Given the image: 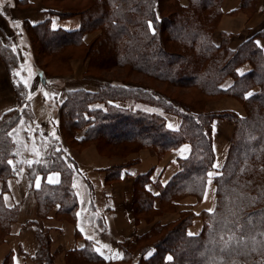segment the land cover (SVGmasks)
<instances>
[{"label":"trees","instance_id":"trees-1","mask_svg":"<svg viewBox=\"0 0 264 264\" xmlns=\"http://www.w3.org/2000/svg\"><path fill=\"white\" fill-rule=\"evenodd\" d=\"M221 1L186 0V5L181 6L178 0H89L81 12L66 7L49 11L59 20L78 17L76 29H53L50 19L34 25L25 23L30 52L37 43L34 35L42 47L48 39L54 40L45 49L55 59L65 60L67 47H84L96 66L127 68L158 82L193 87L212 98L229 96L239 100L246 113L241 117L230 111L205 113L142 86L106 82L97 91H66L58 107L56 137L44 142L40 162L25 167L29 184L37 175H59L57 184L42 182L33 190L39 220L47 219L55 208L56 220L72 223L75 219L77 200L71 187L74 164L62 149L67 135L76 143L103 139L109 145H132L129 150L133 151L148 148L158 157L183 144L189 146V155L176 160L177 172L166 184L152 183L151 171L136 177L132 199L135 221L144 216L142 219L152 222L157 213L155 201L165 212H175L179 202L188 197L200 201L209 182L215 197L214 211L198 214L203 226L196 236L187 234L195 213L184 210L176 221L153 223L146 234L133 238L134 244L131 240L122 241L123 258L119 262H105L95 252L93 243L87 241L82 249L67 254V264H131L134 247L140 241L146 244L139 248L137 264H264V55L254 38L236 50L228 48L229 38L225 35L220 36L219 45L213 44L211 32L221 16ZM256 1L242 0L241 11L252 14ZM20 3L27 5L26 0ZM98 30L101 36L84 45V35ZM257 37L264 39V31ZM0 60L7 66L8 74L18 65L9 40L1 35ZM244 63L251 70L237 77L235 70ZM37 71L43 86L56 77L49 76L42 67H37ZM226 77H232L234 83L229 91H222L219 84ZM11 82L18 106L0 118V244L16 218V209L7 208L3 201L7 180L20 170L19 164L17 169L13 167L10 130L21 119L31 121L32 117L28 91ZM255 87L258 91L248 95ZM119 102L126 106H117ZM137 105H148L154 111ZM168 115L180 118L176 131L167 128ZM220 119L231 122L234 129L222 167L209 176L215 170L212 125ZM81 130L83 138L77 140L74 132ZM125 168L118 165L109 169L105 181L119 180ZM35 239L37 251L33 259L40 264H53L55 256L48 249L47 232L36 227ZM148 251L152 254L145 260L142 257ZM5 264L12 263L7 259Z\"/></svg>","mask_w":264,"mask_h":264},{"label":"crops","instance_id":"crops-1","mask_svg":"<svg viewBox=\"0 0 264 264\" xmlns=\"http://www.w3.org/2000/svg\"><path fill=\"white\" fill-rule=\"evenodd\" d=\"M13 1L22 4L20 2L24 0ZM9 2L10 0H0V8L6 4L3 9L4 13L0 11V14L4 15H1L0 23L10 25L18 39L21 36L25 37L24 34H21V29L15 30L24 21L22 19L32 25L50 19L53 29L67 31L76 29L79 25V19L77 18L59 20L56 16H50L49 11L55 9L45 7L41 0H26L28 5L22 9L9 6ZM178 2L182 5L186 4V0H178ZM241 2L242 0L221 1V16L213 33L212 42L219 45L220 36L225 35L229 38L228 48L236 50L243 43L254 38V43L264 55V39L257 37L259 33L264 31V0L256 1L252 14L241 11ZM19 9L22 11H19ZM20 13H24V15L17 17ZM0 30H5V27L1 24ZM5 37H8V35L5 34ZM24 37L23 39H25ZM250 70L249 64L244 63L236 68L235 74L237 77H243ZM35 79L37 84L32 90L31 86H27L29 109L34 123L40 127L38 131L42 136L48 137L55 134L57 118L55 112H50L47 109L41 98L39 93V91L41 92L39 90L40 76L35 74ZM233 83L234 79L232 77H226L219 84V88L222 91H229ZM256 91H258L257 87L250 90L249 93L253 94ZM4 93L6 101H0V118L4 113L17 107V104H14L11 99V92L3 88L1 94ZM8 99L9 101H7ZM207 109L211 111H230L240 117L244 115L243 109L234 100L227 98L207 105ZM166 124L167 128L172 131H176L180 126L178 119L173 117H167ZM230 136L231 128L227 122L221 120L213 122L212 146L215 156V170H219L223 165ZM62 149L64 155L67 152L68 156L66 157L74 164L71 175V187L77 200L74 221L69 223L56 220L54 217L56 208L49 213L47 219H38L37 203L33 190L39 188L42 182L57 184L59 182L58 173L52 172L44 176L37 175L32 184L28 185L19 183L17 173L15 177L7 180V191L3 193L5 206L9 209H16V218L10 224L4 242L0 244V264H5L7 259L12 264H40L33 259L37 251L36 227L39 230L46 231L49 235L50 253L55 256L54 264H65L67 254L82 249L87 241L93 243L95 252L105 262L121 261L123 254L120 243L130 239L133 234L141 236L150 228V224L148 225L145 222L136 224L134 221L132 214L133 179L152 170L151 182L158 181L160 184H166L177 172L176 160L186 158L190 151L189 146L183 144L168 152L160 162L149 153L144 154L140 156L142 160L139 164L123 169L118 182L107 186L105 185L106 174L102 171L114 164L121 165L124 161L100 159L90 150L78 154L65 145H62ZM131 156L133 158L137 157V155ZM149 188L154 192L151 186ZM212 188L211 184L207 183L201 202L195 206V212L211 210L214 203ZM153 206L157 207L156 201ZM157 221L159 220L156 218L153 223ZM34 222L37 223L36 226H33ZM199 232L200 222L195 219L188 228L187 234L196 236ZM151 254L152 251H148L142 258L146 260ZM139 259L140 256L135 254L131 264H137Z\"/></svg>","mask_w":264,"mask_h":264},{"label":"rangeland","instance_id":"rangeland-1","mask_svg":"<svg viewBox=\"0 0 264 264\" xmlns=\"http://www.w3.org/2000/svg\"><path fill=\"white\" fill-rule=\"evenodd\" d=\"M88 2L89 0H47L44 3L43 2L42 3L47 8L58 9L59 11H62V8L60 7H64V8L66 7V8H77L78 12H81L85 10V7L88 4ZM27 5L24 3L22 4L15 3L13 0H10L9 2V6L11 7L14 6L17 9L18 8L22 9L23 7H27ZM180 5L184 6L182 4ZM5 6L0 8V11L3 13H4L3 9L5 8ZM20 9L19 11H22ZM163 14L167 16L166 15L167 13L163 12ZM1 15L3 14H0V17H2ZM23 15L24 13H20L17 15V17H22ZM73 18L79 19L78 17H73ZM22 20L24 21H22L20 26L19 27L17 26L15 30L21 29L22 30L21 34L25 35L26 33L24 31L25 30L24 28L27 27L25 23L26 22L29 23V22L25 21V19H22ZM215 22H216V19H214L213 21L214 25H215ZM0 24L5 27V30H2V31L0 30V35L3 36V38H7L9 40V43L12 46V51L15 54V59L17 60V64H18L13 70H11V73L8 74L7 69H6L7 66H5L3 62L0 60V65L2 67L0 69V101H3V100L6 101V99L4 98L5 93L1 94V90L5 88L9 92H11L12 94L11 99L12 101H14V104L16 103L18 106V103H17L18 101L16 99V95L12 87L11 81L13 80V82L18 83V85L21 84L23 86V87L19 86L21 87V89L25 88L28 91L27 86L29 85L31 86V90H32L37 84V80L35 79V74L39 75V72L37 71V67H42L43 69H45V71L47 72L49 76L50 75L56 76L54 79L52 78L53 81L50 80L49 83L45 84L44 86L40 84L39 90H41V92L39 91V93L41 94V98L43 99L44 104L47 107V109H49L50 112H55L54 114H55V117L57 118V125L59 123L58 107L64 101L63 95L65 94L66 91H70V90L71 91H76V90L97 91L100 88H102L104 86V83L106 82L110 83L111 85L125 84V85L142 86L146 88H151L154 90V92L158 91V92L164 93L169 98L177 100V102L180 103L181 105L192 107L195 110H200L205 113L220 112L217 110L216 111L208 110L207 105L216 103L219 100L224 99V98L232 99L238 104L239 107L243 109L242 110L244 114L243 116H245L246 114L239 100L229 97V96H220V97L212 98L209 96H205L204 94H202L201 92H199L193 87H186V86L178 87V86L169 85L164 82H158L151 78L144 77V75L140 73L129 71L127 68H119L116 66H108L104 64L100 67L96 66L93 62L92 55H89L90 53H88L87 55L86 52L88 51L87 50L85 51L84 47H81V48L80 47H77V48L67 47V51L63 54V57H65V60H62L59 58L55 59L54 57H52L53 55L48 53L45 49L48 47V45H50L51 43H54V40L48 39L47 42L42 47V44L40 45L39 42L37 41L39 40L38 37L34 35L33 38L36 40L39 46L36 43L35 50L33 52H30L29 50L30 44L28 43L27 35H25V37L21 36L18 39L16 37V34L14 33V29L11 28L10 25L8 26L5 23L8 26L7 28L5 24H2V23ZM168 28L170 29L169 25H168ZM214 31L211 32V40H212ZM100 32L101 31L98 30V31H93V33H86L83 38L84 45L87 46L89 43H91V41L93 42L98 36H101ZM5 34L8 35L9 38L5 37ZM23 37L26 40L23 39ZM12 67L13 66H11V68ZM7 101H9V99ZM116 105L126 106V104L121 103V102L116 103ZM137 107H140L141 109H145L150 112L154 111V109L149 107L148 105H144V106L137 105ZM28 108H29V104H28ZM167 117L177 118L180 124V118L174 117L172 115H168L166 116V120H167ZM221 121H225V120H221ZM225 122L229 124L231 128V136H232L234 126L229 121H225ZM39 128H40L39 125L34 123L33 117H31V121L29 120L26 121L24 119H21L19 123L10 130V137L14 144V156L16 159V160L14 159L13 167L16 168L17 164H19L20 170H17V173H18L17 179L20 184H24V185L29 184L25 167L32 163L40 162L43 159L42 157H43V153L45 149L43 148L44 142L48 140L47 138H55L57 135V127L55 128V134L50 135L48 137L42 136L41 133L38 131ZM71 132H74V131H71ZM74 133L77 136V140H81L83 138L84 130L75 131ZM231 136L229 139V144L231 141ZM72 140H74L73 137L70 138L69 135H67V137H65V139L62 140L63 141L62 145H65L66 147L70 148L72 151L78 154H82L90 150L94 152L100 159H107L110 161H113L116 159L122 160L124 162L121 165H125V167H131V166L139 164L142 160L140 156L144 154L149 153L150 155L155 157L157 161L159 162L165 157L166 154H168L167 152V153H164L161 157H158L157 153H155L152 149L140 148V149H136L135 151H133L134 149L129 150V146H132V145H128V144L109 145L108 143L104 142L103 139L85 141L82 143L72 142ZM229 144H228V147H229ZM228 147H227V150H228ZM117 153H120L121 155ZM131 155H137V157L133 158V156ZM65 156H68L67 152L65 153ZM116 166L118 165L114 164L112 167L102 172L106 174L108 173L109 169H112ZM217 171L218 170H214L212 174H216ZM135 179H133L132 191L134 190ZM115 182H118V180L113 181V182L105 181V185L109 186ZM201 200L196 202L197 200L193 197L185 198L179 202L178 206L176 207L175 212L161 211L158 207V201H157V207H156L157 213L152 216L153 217L152 222H148L145 219H142V218H145L144 216L137 221H135L134 219V221L136 224H138L139 222H145L148 225L150 224V228H149L150 230L152 228L153 221H155L156 218L159 221L155 223L167 224L169 222L176 221L179 218L178 214L181 211L192 210L195 213V217L191 219L190 224L187 227V230L192 225L193 221L197 219L200 222V231H201L202 226H203V221L201 217L198 216V214L201 212L203 213L213 212L215 208L214 207L215 197H214L213 207L211 208L210 211L199 210L198 212H195V208H196L195 206L199 204ZM203 219L205 220V217ZM161 235H163V233H161L160 236ZM134 237H139V235L133 234V236L130 239H128V240H131L130 243L134 244V240H133ZM144 244L146 243L141 242V241L136 243L134 247L135 251L133 255L136 254L138 256H141V251L139 250V248L142 247ZM50 245L51 244H49V247H48L49 251H50ZM53 264H54V260H53ZM65 264H67L66 259H65Z\"/></svg>","mask_w":264,"mask_h":264},{"label":"snow or ice","instance_id":"snow-or-ice-1","mask_svg":"<svg viewBox=\"0 0 264 264\" xmlns=\"http://www.w3.org/2000/svg\"><path fill=\"white\" fill-rule=\"evenodd\" d=\"M249 95H251V93H249ZM212 174L211 173H209V176H211ZM169 259H171V257H169Z\"/></svg>","mask_w":264,"mask_h":264}]
</instances>
